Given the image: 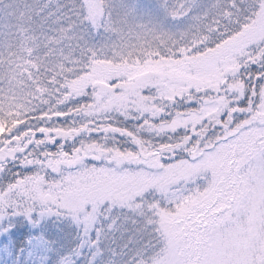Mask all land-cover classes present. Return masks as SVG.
Listing matches in <instances>:
<instances>
[{"label": "snow or ice", "instance_id": "1", "mask_svg": "<svg viewBox=\"0 0 264 264\" xmlns=\"http://www.w3.org/2000/svg\"><path fill=\"white\" fill-rule=\"evenodd\" d=\"M0 264H264V0H0Z\"/></svg>", "mask_w": 264, "mask_h": 264}]
</instances>
